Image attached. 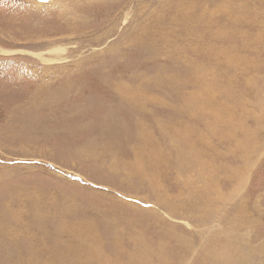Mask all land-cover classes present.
Here are the masks:
<instances>
[{
	"label": "rangeland",
	"instance_id": "374dc122",
	"mask_svg": "<svg viewBox=\"0 0 264 264\" xmlns=\"http://www.w3.org/2000/svg\"><path fill=\"white\" fill-rule=\"evenodd\" d=\"M67 86L50 108L28 105ZM198 90L217 100L212 122L208 94L187 111ZM31 111L37 129L19 122ZM81 113L87 124L71 126ZM107 113L125 130L106 151ZM258 118L264 0H0V264H95L116 252L117 264H264V151L250 179L210 186ZM139 123L163 156L144 177L126 166L139 160ZM188 130L200 157L159 133ZM205 191L208 212L196 205ZM134 227L166 243L162 258L125 254L139 247Z\"/></svg>",
	"mask_w": 264,
	"mask_h": 264
},
{
	"label": "bare ground",
	"instance_id": "6f19581e",
	"mask_svg": "<svg viewBox=\"0 0 264 264\" xmlns=\"http://www.w3.org/2000/svg\"><path fill=\"white\" fill-rule=\"evenodd\" d=\"M235 6V5H234ZM239 15V13H238ZM202 19V18H200ZM219 35V34H218ZM217 35V36H218ZM219 37V36H218ZM142 39V38H141ZM134 41V40H133ZM153 43V42H152ZM4 53H10L9 50H2ZM1 51V52H2ZM198 69V68H197ZM168 72V71H167ZM187 76V75H186ZM243 83V82H242ZM122 85V84H121ZM132 85V84H131ZM66 89H60L59 91L56 90H45V92H43V89H40L39 92H43V94L41 96L37 95L36 93L31 97V99L33 101H31V103L29 102L28 105H31L32 107H40V108H44L47 109V107L50 108V106H54L58 103V101L60 102V100H58L59 95L61 96H66L69 92H70V88L68 89V86L65 87ZM143 88V87H141ZM206 88V87H205ZM68 89V90H67ZM72 89V88H71ZM117 89L119 94L123 95L125 94V92H123L122 88L120 86L117 85ZM50 90V89H49ZM125 90V88H124ZM134 90V89H133ZM139 90V88H138ZM138 90H134V92H136L138 95L143 96V94L141 92L138 93ZM144 91V90H143ZM136 93H134L132 95V98L130 99L128 93H127V98L128 100H131V103L133 105H135L136 103ZM145 93V92H144ZM63 94V95H62ZM146 94V93H145ZM204 94H208V98H210V101H207L211 107L210 109V113L209 115L212 116L209 120V122H212V119H216L217 115H220L221 113L218 111V106L216 104V98L213 96V92L211 94V90H207L206 93H203L202 91H196L191 97L190 99V104H189V108L187 109L188 113H192L193 109H191L193 106L198 107V105L203 101V99L205 98ZM227 94V93H226ZM220 96V95H219ZM231 97V96H230ZM125 98V97H124ZM69 99V98H68ZM194 99L196 101H194ZM206 99V98H205ZM65 100V99H64ZM224 100V99H223ZM228 100V99H227ZM63 101V100H62ZM146 101V99L144 100ZM62 103V102H61ZM61 103L58 104V108H61ZM124 103V102H122ZM227 103V101H226ZM207 104V103H206ZM73 105V104H71ZM145 105V104H143ZM69 106V105H67ZM66 106V107H67ZM74 106V105H73ZM73 106H71L70 108H73ZM65 107V108H66ZM76 107V106H75ZM43 109V110H44ZM52 109V108H51ZM214 109H216L217 112H214ZM73 112V111H71ZM220 113V114H219ZM193 114V113H192ZM217 114V115H216ZM41 114H39V112L37 113L36 111H31L25 115H21L22 117L20 118V124L22 126L28 127L30 125V127H32L33 129H37L39 127V123H37V119ZM43 115V114H42ZM88 115V114H87ZM115 115V114H114ZM223 115V114H222ZM42 117V116H41ZM85 114L81 113L78 118L76 119V121L74 122H70L71 126H79V125H86L87 122L85 120ZM102 120L104 121V125H103V129L106 131H110L109 133L113 136L112 139L109 140V143L106 144L105 146V150L107 151L108 148H112L114 146L115 141L118 139V137H115L119 132L125 130L124 125H123V121L121 119H114V116H109L108 117V113H107V117L104 116L102 118ZM114 120H118V121H114ZM239 120V119H238ZM264 119H257V123L261 126L262 124H260V122H263ZM139 121V120H138ZM47 124V123H46ZM141 124V125H140ZM178 124V123H177ZM100 125V124H99ZM144 125V124H143ZM165 125V124H163ZM259 125L256 126V128H254V130H250L248 128H245L243 130V138L242 140L237 139V141L239 142L240 146H238V149L236 152L232 153V155L230 156L229 160H228V164L226 165V167H220L217 171L216 174H214L213 181L212 184H210V186L214 187V191L216 192L219 186L217 183H219V180H224L227 181L229 184H236L238 183V180L242 177V178H248L250 179L251 175H252V170L253 168L256 167L257 163L260 164L262 162V158L261 154L263 153L262 151H264L263 148V141H264V136L261 135L260 131L261 129H259ZM264 125V124H263ZM142 123L138 124L139 130H138V136L137 139L139 141V143H141L140 145V150L137 151L136 156L139 160L135 161L134 163H126V166H129L131 168V172H134V168L137 169L139 171V176H146L148 174H150L152 172V166L156 164V162L158 163V161L163 157L161 155L162 152H160V150L157 148L156 144H153V146H148L149 144H151L154 140L152 138L153 134L152 133H148L146 131L145 126H142ZM99 127V126H98ZM173 127V126H172ZM172 129V128H171ZM189 129V128H188ZM91 130V129H90ZM160 130H163L165 132L168 131V129H163L160 128ZM183 130V129H182ZM247 131V132H246ZM39 132V131H36ZM170 132V131H169ZM168 132V133H169ZM183 132V131H182ZM90 133V132H89ZM124 133V132H123ZM160 136L167 138H171L173 139L175 142H177L181 147H183L184 149L188 150V153H193L194 157H200V155H202L203 153H201L200 149L197 148V145L194 142V130H188L187 134L184 135L185 131L183 133H175L176 136H172V137H167L166 135H163L162 132H160ZM174 133V132H173ZM121 134V133H120ZM172 134V133H171ZM72 135V134H71ZM170 136V135H169ZM109 137V136H108ZM101 139V138H100ZM155 139V138H154ZM137 141V140H136ZM197 141V139H196ZM236 141V142H237ZM99 142H102L101 140ZM156 142H159V140L156 138ZM154 142V143H156ZM96 143V142H95ZM94 143V144H95ZM138 143V142H137ZM206 143V142H205ZM233 143V142H232ZM90 144V143H89ZM97 144V143H96ZM100 144V143H99ZM214 144V143H213ZM98 145V144H97ZM87 146V145H86ZM136 146V145H135ZM150 147L151 151L148 153H144V147ZM200 146V145H199ZM216 146V145H215ZM235 146V145H234ZM229 148V147H228ZM99 149V148H98ZM234 149V148H233ZM86 150L89 152H92L94 150L93 144L88 145L86 147ZM101 150V149H99ZM98 150V151H99ZM104 150V149H103ZM101 150V151H103ZM232 151V150H231ZM75 152V151H73ZM76 155H83L84 157V153H86V151H84L82 148H76ZM96 152V151H94ZM93 154V153H92ZM91 154V155H92ZM97 154V153H96ZM71 155V153H70ZM73 156V155H72ZM77 157V156H76ZM107 158V157H106ZM215 161V160H214ZM258 161V162H257ZM243 163V164H242ZM213 164V163H212ZM213 166V165H212ZM209 167V166H208ZM211 167V166H210ZM213 169V168H212ZM260 169V167L258 168ZM214 170V169H213ZM224 172V175L222 176ZM135 173V172H134ZM247 175V177H243L242 175L245 174ZM249 173V174H247ZM215 177V178H214ZM152 180V178H151ZM208 183V182H207ZM248 183V182H247ZM205 184V183H203ZM239 184V183H238ZM237 184V185H238ZM243 184V179L240 180V186ZM206 185V184H205ZM209 187V186H208ZM207 187V189H208ZM236 187V186H235ZM221 188V187H220ZM240 187H238L239 189ZM244 188V187H243ZM197 190H199V188H197ZM236 189H234L235 191ZM201 191V190H200ZM223 193V191H222ZM209 196H210V192L205 191V192H200L199 195H197L198 197V202H196V205H198L199 207H204L205 212H208V207H209ZM233 197V196H232ZM248 199V198H247ZM207 203V206H205ZM198 207V208H199ZM201 208V209H202ZM199 210V209H198ZM203 210V212H204ZM245 214V213H244ZM138 227H134L132 229H130V233H129V241L130 242H138L139 247H137V245H134V249L133 252H127L125 251L127 255H129L130 257L134 256V252H144V253H156L159 251V249L161 250L158 255L159 257H161L162 254V250L163 248L166 246V243H164V241H159L158 238H153L149 236V241L152 242L151 244H155L153 245L151 248H147L146 247V243L149 242L147 239V237H144L145 234H141V232L137 229ZM163 235V234H162ZM158 236V235H157ZM161 236V235H160ZM159 237V236H158ZM143 242V243H142ZM135 244V243H134ZM148 244V243H147ZM149 246V245H148ZM157 247V248H154ZM154 248V249H153ZM95 249V248H94ZM120 250V249H119ZM92 250L90 249V252ZM96 251V250H94ZM122 253V249L120 250ZM139 252V253H140ZM121 255L119 252H116L114 257L111 259H103L102 261L99 260L97 263L95 264H117V260H118V256ZM164 255V254H163ZM252 256V255H251ZM249 257V255H248ZM135 258V256H134ZM133 258V259H134ZM140 258H144V257H140ZM162 258V257H161ZM248 259V258H247ZM246 259V260H247ZM120 260V259H119ZM146 260V259H144ZM153 260V259H152ZM245 260V259H244ZM243 260V261H244ZM255 260V259H254ZM139 262V260H137ZM147 261V260H146ZM151 261V260H150ZM250 261V260H249ZM156 262V261H155ZM154 262V263H155ZM133 263V261H132ZM140 263V262H139ZM148 263V262H147ZM164 263V260L161 261H157V264H162ZM137 264V263H135Z\"/></svg>",
	"mask_w": 264,
	"mask_h": 264
}]
</instances>
